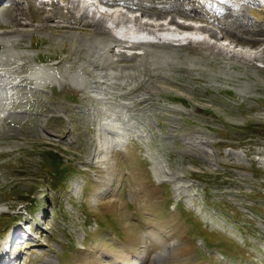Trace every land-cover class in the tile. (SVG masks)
Listing matches in <instances>:
<instances>
[{
  "label": "rangeland",
  "instance_id": "rangeland-1",
  "mask_svg": "<svg viewBox=\"0 0 264 264\" xmlns=\"http://www.w3.org/2000/svg\"><path fill=\"white\" fill-rule=\"evenodd\" d=\"M0 12L11 15L12 6L1 5ZM57 22L22 28L31 38L17 47L32 57H22L27 69L21 75H29L35 63L62 76L84 69V79L98 87L94 71L84 64L90 51L69 37L63 40L74 31L93 30ZM13 29L0 25L1 33ZM257 38L260 44H244L246 50L233 45L237 57L203 44L148 47L182 60L196 58L195 67L190 59L188 67H155L144 55L119 54L112 47L110 62L127 69L116 78L127 86L116 87L132 88L126 97L112 98L118 103L140 98L133 115L149 140L132 133L128 152L116 153L113 163L119 159L120 172L109 182L114 168L104 171L93 163L103 151L99 123L106 114L100 100L86 85L60 89L25 80L27 87L11 97L15 114L0 122V250L8 226L24 209L30 214L23 223L28 242H13L9 259L17 258L7 264H129L145 243L149 253L137 264H153L156 255L157 264H264V68L250 57L264 56V35ZM231 45L225 48L233 50ZM106 65L96 68L108 70ZM247 83L254 86L246 88ZM3 99L1 109L7 108ZM161 162L172 173L184 171L180 196L171 183L156 185L152 169L163 168ZM146 235L152 240L145 242ZM174 242L178 246L171 247Z\"/></svg>",
  "mask_w": 264,
  "mask_h": 264
},
{
  "label": "bare ground",
  "instance_id": "bare-ground-1",
  "mask_svg": "<svg viewBox=\"0 0 264 264\" xmlns=\"http://www.w3.org/2000/svg\"><path fill=\"white\" fill-rule=\"evenodd\" d=\"M0 1H1L0 6L3 4H10L13 7V11H14V13L11 15H5L0 12V25L2 23H5L8 25H12L14 27L12 31H7L4 33L0 32V44L4 46V49L0 51V100H1L0 104L4 101L3 98L6 99L5 102H7V106L10 103V96L15 95V97L17 98L19 96L18 91L15 90V93H13L10 91V87L12 85L18 86V87L22 86V83L25 82V80L28 81V79L36 80L37 82L36 84H38L39 87H41L42 85L50 84L53 87L55 86V88L58 87L60 89H64L66 88V85L68 86V84H70L72 86L78 87L79 89H82L86 85L87 88L85 91L89 92V89H90V94L95 96L96 99L100 100L104 114H106V116L104 115V118L99 123V130L102 129L100 133L102 137L103 151L100 154H97L93 163L96 161V163L98 162L102 164V168L104 169V171L105 170L107 171L109 169V166H110V170L114 168L113 170L114 175H112L111 177V174H110L111 178L113 177L116 178V175H118V173L120 172V170L118 169L119 159L118 161L113 163V161L116 160V153L121 152L123 154H126L128 152V147L131 148L130 146H132V141H134L131 139L133 137L132 133H136L137 134L136 137H138L139 139L144 138V133L142 129H140L139 127L140 123L136 121L133 115V105L136 101H139L140 98H138L137 95L134 97L132 96V98L131 97L129 98L128 96L129 99L128 98H127L128 100L123 99L124 101L121 103H118L117 101H115V98H112V97H126V92H129V90H132V88H130L129 90L124 91L125 90L124 88L116 87L117 83H121V85H126L128 83L126 81L119 82L116 79L118 78L117 75L126 73L127 69H121L119 66H117L115 62H112V63L110 62L111 61L110 54L112 51V47L114 50L117 47L118 48L122 47L126 49V45L128 46L129 42H132L131 37H135L139 35L142 36L143 41L149 42V45H148L149 47H154V46L158 47V45H153L152 43L150 44V42H164V41H172V40H179V39L184 40L185 38L180 37L184 31L186 32L198 31L197 33L190 32L191 38L193 37V38L208 39L209 42L206 41V45L208 47H214L215 49L218 47L216 45L210 46V44H213L214 41L208 38L205 32L213 31V30H212V27H209L208 25H206V27H203L202 29L199 28L201 27V25H197V24H196L197 28L196 27L190 28V27L178 25V28H177L178 31L177 29L166 30L164 29V27L162 28L160 27L159 32L156 34L152 31H149L148 29L141 28L138 23V20L137 19L135 20L133 18V17H137L138 14L135 15V14H132L131 12V11H134L133 9L137 8V6L139 5L140 8L142 9L140 11L146 16H149L152 18H161L164 16H171V15H183V16L190 17V18H193V17L200 18V19L205 20L206 22L209 19L210 20L213 19V17L209 15V13L212 14L213 12L212 11L208 12L206 9L213 10L214 8L213 7L211 8L209 5L204 4L201 0H138L139 3L137 4L131 3L125 0H117L114 2H112L111 0H104L105 5L110 6V7L119 6V8H115V10L117 11H115L116 14L112 18L106 17L105 19L107 21L105 22L104 20V22L102 23H98L95 21L86 22L84 18L80 17V10L76 7L77 2L74 0H71V1L61 0L64 3H67V6L65 7H61L57 3H53V2L49 3V0L48 1L47 0H0ZM260 2L264 3V0H244L243 3H245V5L241 6V5H237V3L234 5H231L230 0H227L220 8L216 10V12L221 17L220 19H216L215 22H217L222 27V29H224L227 35H230L232 38L236 39L238 42L250 43L251 45H255L260 40H258V38L254 39V37L256 35H264V23H263L264 7L260 5ZM192 4H199L202 8L201 12H197L196 10L198 7L196 8ZM87 7L91 8V7H94V5L92 4L91 6L87 5ZM121 7H126L131 12L129 15L132 18L124 16L120 12L122 10ZM46 9L53 12L52 13L53 16L51 15L49 17H41V13L46 11ZM28 20H30L33 24L35 22L41 21L43 26H46L45 24L49 22L59 23L57 21H60V24H62L61 21H63V23H65L64 26H67V27L70 25H75V24L76 25L78 24L87 25V26L92 27L94 30V32H92L93 34L84 35L80 31H74V33L70 34L69 36H65V37L63 36V40L66 37H69L72 42L77 44L78 48H81V49L86 48L90 51L89 62L88 63L84 62V64L87 65L86 66L87 68L92 69L94 71L93 74H95L96 77H93V78L90 77V78H92L94 82L98 83L97 85L98 87H94V86L92 87L91 83L93 82L91 79H89L91 80V82L88 79H84V76L86 75L84 73L85 71L83 72L84 69H81L78 74H74V75L67 74L68 76H62L54 69L46 68L45 66L35 63L30 66L33 69V71L29 73V75L27 76L21 75V71H23L25 68L27 69L26 67L27 60L32 57V53L29 50L27 51L20 50L17 47L19 44H21V40L27 37H31L29 36L30 34L22 30V28L28 27L29 24L31 23V22L29 23ZM220 20L225 22V24L220 22ZM113 25L115 27L114 28L111 27V31L114 32L115 35H117L120 40L122 39V41H118L116 38L113 39L115 35L112 34L111 31L107 28ZM36 27L34 29H36ZM201 30L204 32H201ZM212 37L216 38V40H219L217 33H213ZM197 40H201V39H197ZM218 44H220V46H223L225 43L221 41ZM246 45L249 46L248 44ZM231 46L230 47L233 49L234 47L233 44ZM200 47L198 49L202 50L200 49ZM241 47H244V45H241ZM144 48H142L143 50L146 51L144 58L145 59L148 58L151 61H153L152 64L155 67L158 66V64H165L170 67L171 66L176 67L179 65H184L188 67L189 59L191 60V65L195 67V62H200V61H195L196 58L184 57L182 60L180 57H178L176 53L169 54V53L160 51V49L153 50L150 48H146V46ZM236 48L237 46L233 50H230L229 48V49L223 50V52L231 53L232 55L234 54L239 55L238 53H236L237 52ZM244 48L246 50L248 47H244ZM244 48L241 50H244ZM163 49H166V48H163ZM215 49L213 50L215 51ZM202 51L201 52L199 51V52L202 53ZM122 52H125V50H122ZM204 52H205V49H204ZM138 53H142V52H138ZM224 53L223 55H225ZM210 54L212 53L210 52ZM23 56L25 57L27 56L26 58L27 60L22 59ZM250 57L252 58L253 55H251ZM98 63L100 64L103 63L104 67L106 64H109L110 68L109 69L107 68L108 70H106V68L102 69V71L98 70L97 68L99 66L96 68ZM248 68L249 67L247 66V69ZM97 78H99L100 81L99 80L97 81ZM137 84L138 82H135V85ZM251 86H254V85H252L251 83L246 84V88H250ZM13 106L14 104L10 105L11 109L13 108ZM2 107L3 105L0 106V122H3L6 118H8V115L11 114V112L9 111L10 108L1 109ZM146 143L148 144V141H146ZM157 159H158L157 161L159 162V160H161V157L157 156ZM162 165H163V168L159 169L157 166H154L152 169L154 177H155L156 185L160 186L163 182L171 183L175 187L174 191L176 192V194L179 195L181 190L186 188V184L182 179V177H184V174H183L184 171L180 169V173H172L170 171V168H168L163 163ZM110 170L109 172H111ZM118 170L119 172H117ZM111 178L107 179V181L114 180V178L113 179ZM112 185L114 186V183ZM79 189H81V187H79ZM99 196L100 195H96L93 197L94 198L93 201L97 205L100 202ZM189 203H190L189 205L190 207L192 204L194 205L193 200L191 198L188 201V204ZM143 239L145 242L147 240H152L147 235L143 236ZM9 241H10L9 244H13V242H15V240H12V239H9ZM174 245L178 246L177 242H174L173 246L171 247H176ZM162 246L164 249L166 245L164 244ZM143 248L144 249L142 253H140V256L138 257V259L132 263L130 262L129 264H137V262L139 263L140 260H141L140 262H143V258L147 256L149 253V246L145 243V246ZM122 252L124 253V250ZM14 258L16 259L17 256L9 259V261L14 260ZM156 259L158 261L157 255L153 259V262H152L153 264H157Z\"/></svg>",
  "mask_w": 264,
  "mask_h": 264
},
{
  "label": "crops",
  "instance_id": "crops-1",
  "mask_svg": "<svg viewBox=\"0 0 264 264\" xmlns=\"http://www.w3.org/2000/svg\"><path fill=\"white\" fill-rule=\"evenodd\" d=\"M138 170H140L139 168H137Z\"/></svg>",
  "mask_w": 264,
  "mask_h": 264
},
{
  "label": "trees",
  "instance_id": "trees-1",
  "mask_svg": "<svg viewBox=\"0 0 264 264\" xmlns=\"http://www.w3.org/2000/svg\"><path fill=\"white\" fill-rule=\"evenodd\" d=\"M21 216V215H20ZM7 227V226H6Z\"/></svg>",
  "mask_w": 264,
  "mask_h": 264
}]
</instances>
